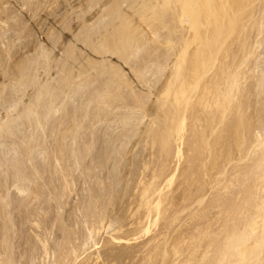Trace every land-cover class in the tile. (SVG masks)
I'll return each mask as SVG.
<instances>
[{
	"label": "bare ground",
	"instance_id": "obj_1",
	"mask_svg": "<svg viewBox=\"0 0 264 264\" xmlns=\"http://www.w3.org/2000/svg\"><path fill=\"white\" fill-rule=\"evenodd\" d=\"M9 3H11L10 0H0V31L2 29L6 30L4 33L7 31L10 33L13 30L17 33V38H15V32V36L12 32L7 39H5L7 33L1 32L5 38L0 33V110L1 108L5 110L3 111L5 114L3 112H1L2 115L0 114V264H19V261L21 264H36L37 260L34 261L33 259L29 263V254L32 258V251L29 253L31 248L36 250V254L38 253L39 256L41 251L45 259L51 256L52 249H54L49 243V238L43 236L50 230L51 223L47 231L42 226V214H38L39 211H37V209L42 210L43 208L39 209L40 207H37L40 206L38 202L41 201L40 198H37L44 191L41 193V191H35L34 188V190L31 189L34 192H31L30 188L33 187L30 186L33 183L29 186V181H37L38 179L49 181L41 183L38 180L39 185L34 181L39 189L49 188L53 183L48 184H50L54 175L50 180H46L49 177L43 178V176L45 177L44 174L51 171L53 174L58 175L60 180L62 179L59 182L64 183H62L64 188L61 186V189H64L63 192L61 193L62 190L56 186L58 179H55L56 182L53 179L56 184L53 185L54 190L59 189L60 191H55L54 194L53 191L50 192L53 188H49V196L46 195L48 197L52 196L54 201L60 195L59 198L63 199V194H66L67 191L71 193L72 189L75 188L73 186H77L80 182L87 185L88 181L93 183L90 178L96 179V185L94 184V186H101L102 188H105L104 185L111 184L110 188L113 183L119 188L122 183L121 193L123 196L121 197L122 201H125L123 200V198H126L124 196H128L124 195L127 194L126 181L128 177L132 178L129 176L130 174L136 172L134 169L133 172L131 171L132 162L135 160H133V153L138 145L142 146V140L146 148L150 149L153 162H143L141 168H137L139 172V169H141V172L137 173L138 178H135L136 175L132 174L135 181L132 180L134 182L133 189L128 192L130 193L129 197L132 199L129 202L125 201L127 206L124 204L127 207L126 210L129 211L127 216H113V214H119H116L117 209L115 206L117 207L116 204H119V202L123 203L121 197L116 199L115 196L113 197L115 199V202L113 201L114 209L112 203L111 206L109 205L112 208L110 209V207H107L108 203L103 205L104 202L101 203L100 208L96 199L100 203L101 197L106 195L105 198L107 199H104L108 200L106 194L108 188H100L95 191L96 187L90 184L91 188L84 184L85 188L80 184L86 189L84 192L89 193L86 192L87 196L93 197H88L94 200L91 205L89 204L91 207L89 205L88 207L96 209V212L90 209L93 212L91 216L96 213V218H91L90 215L87 217L88 213L85 216V212L81 214L84 209L79 208L80 203L83 200L86 202L88 199L85 197L86 193H84V197L83 195L82 197L85 199L80 197L81 200L80 203L77 202V209L79 208L80 217L82 215L81 218L86 219L85 224L82 222L84 224L82 226L85 227L86 223H90V225L87 224L89 227L86 226L88 235L83 234L84 232L81 233L85 228L82 229L83 227H81L82 230L78 228V232L84 235L81 238V240L83 239L82 242L78 244L81 235H77L80 233H77L73 226L81 223V220L75 218L74 220H80L79 223L74 222L75 224L72 223L73 226L70 224L72 227L69 226L67 229L70 228V232L71 228L75 230L76 234L72 233L74 235H70L73 238L76 235V239L70 237V232L66 233L68 230L65 229L66 234L64 233L65 236H62V238H65L63 240L65 242H58L56 244L57 248L54 249H57L56 254L57 251L59 252L58 259L54 257L57 264H75L87 247L98 243V241L95 243L93 239L96 240L97 236H101L102 234L99 233L103 230L108 232V229H113L109 232V234L113 232L110 236L112 238L107 236L110 240L106 239L105 243L107 240L109 244L122 243V241L129 243L128 241H131V239L125 238L123 235L121 237L119 233H123L127 227L132 225L140 227L139 225L147 224V222L151 223L153 220L156 222L161 220L163 229L160 228L162 230H159L161 231L159 233L156 229V235L153 234L154 236L150 237V241L147 240L148 242L142 243V246L138 244V252L144 251V254L137 252L133 255L137 257L138 264H140V259L138 260L140 257H144L141 260L146 264H264V94H260L264 92V75L262 74L263 70L261 71L264 66L261 64L263 60L258 57L261 55V51L264 50L261 48H264V0H16V4L7 6L6 4ZM17 3L20 4L21 8H26L25 12L29 15L28 17H23L21 14L23 9L18 13L20 7L18 8ZM40 16L41 18L46 16L45 19L50 20V17L53 16L52 19H58L61 23L59 31L54 27L53 32H48V42L46 41L45 45L42 44L40 39V35L44 33L41 32L44 24L41 23ZM40 25H42L41 28ZM37 27H39L40 32L37 31ZM253 30L256 31L257 36L256 39L255 36L252 38L255 41L251 45V43L248 44L250 42L248 39L251 38ZM39 33L40 35H38ZM19 41H22V44H18ZM238 43L239 45H236ZM79 45H83L84 48H79ZM24 49L27 51L24 52H29V54L22 53ZM257 52L258 56H256ZM262 54L264 55V52ZM255 56L258 57L257 60L254 59ZM111 58L116 59L118 63ZM250 61L255 62L253 63L254 66L251 65L252 68ZM125 67L129 71H125ZM259 68L261 73L256 75L257 72H260L258 71ZM54 73H56V76ZM243 79L244 81H242ZM248 79H253L255 89L260 92L253 91L256 93L258 103L262 104L259 107L262 106L263 108V110L259 108V115L255 112L257 117L259 116L258 120L250 114L255 108L251 110L253 106L248 103L253 94L251 87L248 86L252 82H249ZM247 81L249 83L245 85L248 87H244L243 82ZM89 84H96V87L93 86L95 88L85 90ZM86 85L87 87L82 90L81 86ZM139 85L143 87L140 88ZM78 87H80L81 92L77 90L80 95L76 96L75 93ZM77 97H79V104L75 105ZM253 97L255 96L253 95ZM253 97L251 101L254 102L256 99L254 100ZM245 102H247V106ZM94 103L97 106L94 105L97 111L93 110L95 109L94 106L93 109L89 108ZM80 104L83 106L82 113L77 108L78 106L81 107ZM109 108H123V110L126 108L130 110H127L128 113L124 110L126 113L123 111L124 115H122V109H115V112H113L114 110L111 111ZM116 110L120 111L121 115L118 112L116 115ZM136 110H139L141 114H138L140 118L136 117L135 119L138 118L140 121L146 119V122L143 120L145 123L142 127L134 125V123L139 124L138 119L136 122L132 119L136 115ZM249 111L251 112L249 113ZM253 116H255L254 111ZM94 118L96 121L93 122ZM128 119L134 121L133 123L128 121L127 125L133 124L129 127V132L124 131V134H122L123 129H121L122 131L119 130L118 134L121 133L122 137L118 138L114 135L112 138H116L113 142L117 141L119 144L120 139L123 140L125 137L123 135L126 132L129 134L132 132L136 136L139 135L138 138L134 134L132 137L131 133L129 136L132 140L129 141L128 139L131 138L126 134L128 138H125V140L127 142L132 143L134 140L132 146L129 142L130 145H128L125 140L124 143H121V145L126 143V146L122 145L125 148L131 146L128 150L126 148L127 151L124 153V158L126 161L128 160L129 167L127 166L128 169H125L124 176L121 175L119 178V176L113 175L114 180L118 177L115 182L108 183L111 177H108V182L105 180V183L100 182L103 181L105 175L101 174L104 176L102 178L97 173L98 171L93 168L95 165L92 167L87 164L88 162L91 163V159L87 158H90V154L92 158L93 149H96H92V141L96 139L98 134V132L96 134V129L99 126L94 128L93 125L97 124L98 121L103 123L111 120L113 122L118 120L117 124H119V122L122 123V121ZM102 123H99V125L102 126ZM98 130L100 129L98 128ZM47 131H53L55 136L52 137L49 135L50 132L47 133ZM53 132L50 134L53 135ZM44 134H47L48 140V136L54 138V140L50 139L51 145H48V140L41 139L42 135L45 137ZM86 134L90 136L88 142L84 140ZM111 134L113 135L112 132ZM134 136L137 138L136 141ZM97 137L101 138L99 134ZM112 138L102 139L108 142ZM97 139L94 143L99 140ZM15 140H18L19 146H17L19 148L16 147L17 142ZM225 141L231 145H228ZM21 143L23 144L22 147H20ZM42 143H46V148L43 147ZM70 143L73 148H68ZM115 143L112 144L114 147L116 146L115 149H122L121 145L119 148L118 144L115 145ZM224 143L226 144L224 145ZM233 143L239 148V154L242 153L240 154L242 160H248L247 157L253 155V153H256L254 156L257 157L252 156V160L249 157V163L246 160H237V162H244L240 166L245 164L242 167L238 166L240 167L237 168L238 170L234 169L237 162L234 163L235 161H233L235 167L232 166L234 170L231 169V171L236 170L237 175L236 172L231 175L235 180L229 178V175V177L226 176L225 179H228L229 183L224 181L223 186H219L217 175H215V179L211 177V180H208L210 182L208 184L211 185V189H209L212 190L217 185L219 186H217L218 189L216 188L217 191L213 189L212 192L208 189V184H205L204 176L201 179V175L207 172L209 176L207 179H210L215 170L220 175L226 174L227 170L224 164L227 162V158L225 160L222 158L226 157L225 153L227 152L229 163L231 159H237L234 157V153H231V147H227L232 146ZM12 144H15L16 148V151L15 148L12 150L14 153L9 149L13 146ZM185 144L187 145L186 151H188L185 158L187 163L185 164L186 161L184 162L183 159L182 164H185V167L188 166L184 167L181 176L182 181L179 182L181 185L178 183L180 185V187L178 186V190L181 191V193L179 192L180 195L176 193L177 186L173 189L177 195L175 196V193L171 191L172 189H166V185L173 182L176 169L170 174H166V169L175 158L178 162L177 165L179 162L181 163V158H184V149H186L183 146ZM41 145L44 148L41 147L44 150H42L43 152L46 149V154L42 153L40 155H44V157L47 155L41 159L48 160L47 164H42L44 161L41 162V159L38 160L37 157H32V155H35L33 154L34 151L37 153V150L40 149L38 147ZM101 145L105 146L104 144ZM113 146H105L106 153L104 154L109 155L111 152L107 151V147L112 148ZM141 148L144 149L145 147ZM67 149H71L69 151L72 153L71 155L68 154ZM148 149L143 151L139 149L138 151L141 150L143 153H140L143 155L146 152L145 150L149 151ZM259 149L262 151L260 154L258 153L260 152ZM98 150V155L105 152V150L101 151L100 148ZM109 150L111 149L109 148ZM17 151L18 155L15 159L16 162H14L12 156ZM42 151H38L36 156H39ZM232 152L234 151L232 150ZM232 154L234 158H231ZM113 155L111 153L112 157ZM136 156H138L137 153ZM144 157L146 156L144 155ZM36 158L38 162L35 160ZM95 158L97 157L93 155L92 159L94 161ZM220 159L224 160L225 163L219 162ZM87 160L89 161L87 162ZM118 160H115L117 165L122 163ZM135 162L134 165L137 166ZM205 162L209 163L211 167H207L204 164ZM100 163H97L96 168ZM220 163L226 171L221 168L223 172H220ZM73 164H78L80 168L82 166V171L74 168ZM10 167H13L16 171L11 170ZM10 170L16 173H10ZM74 170L78 172V177L80 175V178H83L82 176L86 175L89 180L87 181L85 177L86 182H82L79 178L80 181H77L79 183L76 184ZM81 172L83 175L80 174ZM114 172L119 175L118 171L115 170ZM216 172L215 174H218ZM47 174H50V172ZM47 174L46 176H50ZM220 175L218 176L221 177ZM219 179L221 180V178ZM128 181L131 183V179ZM71 186L73 188H70ZM81 186L76 187L77 189L75 188L70 196L67 193L66 198L68 197L69 200L73 193L77 195L80 192L82 193L84 188ZM12 187L15 189L13 191H17V195L12 192ZM68 188L71 190L69 191ZM118 188L116 187V190L120 193ZM78 189L81 190L79 193L76 191ZM112 189H109V191ZM112 191L115 193L114 190ZM31 193L39 195L37 198L35 196V199L40 200L36 201L38 205L30 202ZM45 193L47 192L45 191ZM109 193L111 194V192ZM46 196H43V198ZM206 197H209L208 200ZM176 198L179 199V204L176 203ZM46 199L49 198L46 197ZM42 200L49 202L48 200ZM68 200L67 203L69 204ZM59 202L55 201V204H52L54 206L56 203L58 205L62 204L63 208L64 201L63 203ZM71 202V207L76 205V202L75 204H73V201ZM195 203L204 204V206L194 209L192 207H195ZM84 204L86 203H82V205ZM58 205L55 206V209L59 208L60 205ZM64 205L67 206L65 203ZM88 207L86 206V208ZM208 208L212 211L213 209L216 210L213 211L215 213L212 214V211L206 210ZM49 210L50 208H48ZM71 210L68 208L66 210L68 212L64 211L69 213ZM186 210H190V213ZM64 211L61 212L64 213ZM75 212L70 213L73 215ZM182 212L188 213L191 219L188 214H185L188 217V222L183 224V216L186 218L183 214L181 220H179L183 225L178 227L179 224L176 225V222ZM55 213L53 218L56 217ZM45 214L47 215V212ZM69 214L66 216L69 217ZM210 214L213 216L211 217ZM42 217L44 218V216ZM58 217L62 221L66 218L60 212ZM84 217L94 220L89 222ZM46 218L48 219V217ZM53 218L51 221H53ZM68 219L65 222L73 221ZM128 220L131 226L125 223ZM190 220L193 221L190 223ZM45 222L47 221L45 220ZM59 223H62L63 227L68 225L64 222ZM29 224L32 227L29 230L35 231V235L32 234L34 235L33 238L27 230ZM185 226L191 227H188L187 230L186 228L183 229ZM74 227L77 228V226ZM60 228L58 227L56 230ZM41 229H46L45 233ZM148 229L149 227L146 231ZM133 230L131 232L134 233ZM127 231L124 232L128 233ZM56 232L60 234V232ZM117 233L118 235H116ZM56 237L55 239L58 241L60 236ZM91 241L94 244L89 245ZM102 246L100 247L103 248ZM82 250L84 251L80 252ZM116 250L113 249L114 252ZM126 250L128 251V249ZM98 252L96 256V252L94 253L95 257H91L93 253L92 255L88 253L90 256L84 257L86 258L85 261L82 258L81 261L83 262L80 264H98L101 259ZM41 257L43 256L41 255ZM127 258L130 260V264L136 263L135 259V262H131V258ZM47 261L49 260L45 261L46 264L56 263L53 260H50V263H47ZM113 261L110 263H113ZM39 262L37 263L39 264Z\"/></svg>",
	"mask_w": 264,
	"mask_h": 264
},
{
	"label": "rangeland",
	"instance_id": "obj_2",
	"mask_svg": "<svg viewBox=\"0 0 264 264\" xmlns=\"http://www.w3.org/2000/svg\"><path fill=\"white\" fill-rule=\"evenodd\" d=\"M12 1H15V2H12ZM10 2H11V3L6 4V5L8 6V5H14V3L16 4V0H10ZM21 2H22V1H21ZM17 6H18V8H19V7H20V4L18 5V3H17ZM22 9H23V10H22ZM25 9H26L25 7H24V8H21V7H20L19 10H18V11H19L18 13H20V11L22 10L23 13L21 12V14L23 15V17H26V16L28 17L29 15L26 14L27 12H25ZM14 16H15V14L13 15V17H14ZM50 16H51V15H50ZM13 17H12V18H13ZM45 17H46V16H42V18H43V19H42L41 16H40V20L42 21V22H41V21H40V22H41L42 24H44L43 30H41V32H44V33L41 34V35H40V33L38 34V35H40V39H41V41H42V44H44V45L48 42V41H47V34H48V32H53L54 27H55L57 30H58V29L60 30V28H61V23L58 21V19H52L53 16L50 17L51 20H50V19H45ZM46 18H47V17H46ZM11 20H12V19H11ZM11 20H10V22L13 21V20H12V21H11ZM52 20H53V21H52ZM48 21H49V22H48ZM48 23H50V24H48ZM29 24H31V22H29ZM2 26H3V25H2ZM41 26H42V25H40V28H41ZM52 26H53V27H52ZM51 27H52L53 29H52ZM59 27H60V28H59ZM3 29H4V28H3ZM38 29H39V27H37V31L40 32V30H38ZM51 29H52V30H51ZM50 30H51V31H50ZM59 30H58V31H59ZM5 31H6V30H5ZM5 31L1 29L0 33H1V32L4 33ZM12 32H13V34H14L15 31L12 30V31H10V33H9V31H7V32H6L7 34L4 33V34H6V35H5L6 38L4 37V35H2V33H1V35H2L5 39H7V37H9L8 35H9V34L11 35ZM254 32H255V33H254ZM15 34H16V37H15V38H17V33L15 32ZM15 34H14V36H15ZM252 35H253V36H252ZM252 35H251V38L248 39V41H250V42L248 43V41H247V43H248V44L251 43V45H252V44L254 43V41H255V40H253L252 38H254V36H255V39H256V36H257L255 30L252 31ZM19 40H20V39H19ZM22 40H24V39H22ZM26 40H27V39H26ZM251 40H252V41H251ZM17 41H18V40H17ZM24 41H25V40H24ZM46 41H47V42H46ZM19 42H20V43H19ZM19 42H18V44H22V41H19ZM252 42H253V43H252ZM16 43H17V42H16ZM236 45H239V43L236 44ZM19 47H20V46H19ZM20 48H21V47H20ZM79 48L82 49V48H84V47H83V45H79ZM238 48H239V46H238L236 49L238 50ZM261 48H262V50L264 49L263 47H261ZM24 51L27 52L26 49H24V50L22 51V53H24V54H29V52H28V53H25ZM258 51H259V50H258ZM259 52H260V51H259ZM262 52H264V50L261 51V55L259 54L260 56L257 55V54H258V52H257V53H256V56H258L259 59L261 58V59L263 60V61L261 60V61H262L261 64H262V66H264V59H263V58H264V55L262 54ZM256 56H255V58H254V57H253V58L257 60L258 57L256 58ZM111 59H112L114 62L117 61V60L114 59V58H111ZM259 59H258V60H259ZM251 60H253V59H251ZM256 60H255V62H257ZM253 61H254V60H253ZM253 61H250V62H251L250 66H251L253 63H255V62H253ZM259 61H260V60H259ZM259 61H258V62H259ZM248 62H249V61H248ZM116 63H118V62H116ZM252 66H254V64H253ZM252 66H251V68H252ZM260 66H261V65H260ZM262 66H261V67H262ZM246 68H247V67H246ZM257 69H258V68H257ZM247 70H248V69H247ZM262 70H263V73H262V74L264 75V68H263V67L261 68V71H262ZM125 71H129V69H128L127 67H125ZM258 71H260V68H259ZM261 71H260V72H257L256 75H257L258 73H259V75H260ZM249 73H250V72H249ZM250 74H251V73H250ZM262 74H261V75H262ZM54 75L56 76V73H54ZM247 76H248V75H247ZM252 80H253V79H252ZM252 80H249V79H248L249 82H252ZM242 81H244V79H243ZM245 81H246V79H245ZM248 81H247V82H243L244 87H245V86H246V87L249 86V87H251L250 89H251L252 92L255 91L256 93H260L257 89H255V87H254V85H253L254 83L252 82L251 85H248V83H249ZM95 83H96V82H95ZM245 84H247L248 86L245 85ZM87 85H88V84H87ZM87 85H86V86H81V89L84 90V89L87 87ZM90 85H91V84H89V86H90ZM95 85H96V84H95ZM95 85H91L92 87H91V86H90V87L88 86L85 90L95 88V87H96ZM93 86H95V87H93ZM84 87H85V88H84ZM139 87L142 88L143 86H142V85H139ZM252 87H253V88H252ZM83 88H84V89H83ZM81 89H80V87H78V88L76 89V93H75L76 96H79V95H80V93H79L77 90H80V92H81ZM152 89H153V88H152ZM250 89H249V90H250ZM252 89H254V90H252ZM145 92H146V89H145ZM145 92H144V93H145ZM252 92H251V93H252ZM77 93H79V94L77 95ZM256 93L253 92V94L251 95V98H252L253 95H254L255 97H253V99H254V100L256 99V100L253 102V101H251L252 99L249 98V100H250L251 102L248 100V101H249L248 103H249L251 106H253V107H251V110H253V109L255 108V109L253 110L255 116H253V111H252V112L249 111V113L251 112L250 114H252V117H254V119L258 120V119H257V118L259 117V116L257 117V115H259V111H258V110H259V108H260L261 110H263V108H262V106L259 107V105H262V104H259V103H258L257 98H256V95H255ZM147 94H148V93H147ZM260 94H264V92H263V93H260ZM75 95H74V97H75ZM63 98H64V97H63ZM75 99H76V98H75ZM150 99H151V98H150ZM78 100H79V97H77V100H76V102H75V103H76L75 105H78V104H79ZM256 102H257V103H256ZM77 103H78V104H77ZM95 103H96V102H95ZM95 103H94L93 105H91V107H89V108H90V109H93L92 107H93L94 105L96 106ZM254 104H255V105H254ZM80 105H81V104H80ZM245 105L247 106V102H245ZM95 106H94L95 109H93V110L97 111V109H96L97 106H96V107H95ZM257 106H258V107H257ZM81 107H82V109H80ZM81 107H80V106L77 107L78 110L80 111V113L83 112V111H81V110H83V106L81 105ZM257 108H258V109H257ZM3 109H4V108H3ZM109 109H111V111L114 110L113 112H115V109H120V110L122 109V110H121L122 115H124V114H123V113L125 112L124 110H126L127 113H128V111L130 110V109L128 110V109H126V108H125L124 110H123V108H109ZM93 110H90V111L94 112ZM127 110H128V111H127ZM3 111H5V110H2V108H1V110H0V114H1V115H2L1 112H3ZM109 111H110V110H109ZM123 111H124V112H123ZM117 112L119 113L120 111L116 110V113H115L116 115H117ZM126 112H125V113H126ZM130 112H131V111H130ZM255 112H257L258 114L256 115ZM260 112H261V111H260ZM3 114H5V112H3ZM119 114H120V113H119ZM138 114H141V112H140L139 110H136V115H135V117L132 118V119L135 120V122H136V120L138 119V118H137V119H135V118L140 116V115H138ZM120 115H121V114H120ZM260 115H261V113H260ZM118 117H119V115H118ZM255 117H256V118H255ZM112 118H113V117H112ZM112 118H110V119H112ZM139 118H140V117H139ZM94 119H95V118H94ZM94 119H93V122L96 121V119H95V120H94ZM254 119H253V122H254ZM118 120H119V119H118ZM118 120H116L115 122H113V120L108 121V122H107V121H106V122L104 121L103 123H102V122H99V121L97 120V121H98V122H97L98 125H97V124L93 125V123L91 122V124L94 126V128H97V127L99 126L98 128H99L100 130L102 129V131L98 130V128H97V129H96V134H97V132H98L99 137H101V138H98V137H97L98 134H97L96 139L98 138L99 140H98V139H97V140H98L99 142L97 141L98 143H97V142L94 143V142L96 141V139H93V141H92V149H93V148H96V149H93V151H94L93 155H94V157H97V158H95L96 163H94L95 161H94V159H92V158H93V155H92V158H91V154H90V156H89L90 158H87V159H91L90 162H91L92 164L88 162L89 160H87V162H88L87 164H88V165H91L92 167L95 165V167H93V168H95L96 170H95V169H93V170L98 171L97 173H99L100 175L102 174V175H105V177L107 176V177L105 178L104 176L101 175L102 178H103V177L105 178V179L103 178V181H100V182H103V183H105V181L108 182L109 179H110V180H109L108 183L115 182V180H116L118 177H116L115 180L113 179V177H114V176H119V178H120L121 175L124 176V174L126 173L125 169L127 168V166L129 167V162H127L128 160H127V161L125 160V158H124V153H125V152H126L131 146H132V144H133V142H134V140L132 141V143L129 142L130 140H132V138L129 136L132 132L130 131V132H131L130 134L127 133V132H129V129H130L129 127L133 125L132 123H133L134 121L131 120V119H128V120H124V122L122 121V123L119 122V124H117V123H118ZM120 120H121V119H120ZM120 120H119V121H120ZM122 120H123V119H122ZM138 120H139V119H138ZM143 120H145V122H146V119H143ZM143 120H141L142 123H141V121L139 120V121H140V122L138 121L139 124H137V123L135 124V123H134V125H138L139 127H142V126L144 125V123H145V122H143ZM256 120H255V121H256ZM128 121H129V122H132V123H131L132 125H131V124L127 125V124L129 123ZM99 123H102V124H101L102 126H100ZM140 123H141V124H140ZM257 123H258V121H257ZM88 124H89V122H88ZM120 124H121V125H120ZM122 124H123V125H122ZM124 125H125V127H124ZM257 125H258V124H257ZM95 126H97V127H95ZM103 126H104V127H103ZM126 126H127V127H126ZM127 128H128V129H127ZM121 129H123V131H122ZM119 130L122 131V132H121L122 134H124V133H123L124 131H127V132L125 133V135H123V137L125 136V137L123 138V140H121L122 138L120 139L121 142L118 140V141L120 142V143L118 144L117 141H114V142H113V140H115L116 138H114V137L112 138V136L115 135V137L117 136L118 138L122 137L121 133L118 134V132H120ZM104 131H105V135H104ZM49 132L52 133L53 131H47V133H49ZM100 132H101V133H100ZM111 132L113 133V135L111 134ZM50 133H49V135H51L52 137L55 136V133H54V132H53V133H54L53 135L50 134ZM139 133H140V131H139ZM139 133H137V134H139ZM27 134H28V132H27ZM87 134H88V133H87ZM87 134L84 135V140L88 142V141L90 140V136L87 135ZM108 134H109V135H108ZM126 134H128V137L131 138V139H128V140H129L128 142L131 144L130 147L128 146V145H130V144L127 142V140H125V138H128ZM133 134H134V133L131 134L132 137H133ZM44 135H45V134H44ZM134 135H135V134H134ZM224 135H225V134H224ZM51 136H48V137H49V140H48V138H47V134L45 135V137L42 135V136H41V139H43V140H45V139L48 140V141H47V142H48V145H49V144L51 145V140H52V139L54 140V138H52ZM110 136H111V137H110ZM135 136H136V135H135ZM135 136H134V137H135ZM138 136H139V135H138ZM138 136H136V137L138 138ZM109 137H110V138H109ZM136 137L134 138L135 141H136V139H137ZM51 138H52V139H51ZM102 138L105 139V140H106V139L108 140V139H111V138H112V140L108 141V142H110L111 144L108 143V142H106L105 140L103 141ZM50 139H51V140H50ZM81 139L83 140L82 137H81ZM18 140H19V139H18ZM18 140H17V141H18ZM124 140H125V141L127 142V144H128V145H127L128 147H126L127 150H126V148H125V146H126L125 144H126V143H125V144H122V145H125V146H122V145H121L122 142L124 143ZM15 141H16V140H15ZM17 141H16V142H17ZM101 141H102L103 143H102ZM111 141H112L113 143H112ZM186 141H187V139H186ZM9 142H11V141H9ZM115 142H116V143H115ZM143 142H144V141L142 140V143H143ZM225 142H226V141H225ZM7 143H8V142H7ZM52 143H53V141H52ZM114 143H115V145L118 144L119 148H120V145H121V146H122V149H115L116 146L114 147V146L112 145V144H114ZM140 143H141V142H140ZM142 143H141L142 146L138 145V146L135 148L134 153H133V160H134V159H135V160L132 162V166H131V169H132V170H131V171L133 172V169H134V171H136V172H133V173L131 172V173L134 174V175H136L135 178H138V174L141 172V169H139V170H140V172H139L137 168H141V165L143 164V162H150V161L153 162V156H151V151H150V149L146 148L145 144L143 143V144H144V145H143ZM226 143H227V142H226ZM226 143H224V145H225ZM8 144H10V143H8ZM8 144H7V145H8ZM101 144H104L105 146H109V145L113 146V147H112L113 149H112L111 147H107V151H110V152L112 153V155L114 154L113 157L111 156V153H110V152H109V153H110L109 155H110L111 157H107V156H109V155H108V154H104V153H106V149H104L105 146H103V145H101ZM227 144H228V145H231L230 143H227ZM10 145H11V144H10ZM10 145H8V146H10ZM12 145H13V146H11L12 148H11V147L9 148L10 151H12V150L15 148V146H14L15 144H12ZM17 145H18V142H17V144H16V147L19 146V145H18V146H17ZM22 145H23V144L21 143V146H20V147H22ZM42 145H44V146H43L44 148H46V146H47L46 143H45V144L42 143ZM42 145H41L40 147H38V148H40V149L37 150V153H38V151H40V150L42 151V150L44 149V148L42 147ZM45 145H46V146H45ZM69 145H70V146H69ZM69 145H68V148H73V146H72L71 143H70ZM97 145H98L99 147H98ZM93 146H94V147H93ZM96 146H97V147H96ZM143 146L145 147L144 149H148L149 151L145 150L146 152L142 155V153H143L142 151H143L144 149L141 148V147H143ZM183 146H185L186 149H184ZM183 146H182V148L185 150V152H184V158H183V157L181 158V163L179 162V164L177 165L178 162L176 161L177 159L175 158V159H173L172 162H170L169 165L167 166V169H168V170L166 169V174H170L173 170L176 169V170H175V171H176V176L174 177L173 182H172L171 184H169V185L167 184V185H166V189H167V188H168L167 190H171V189H172L171 191H173V189L176 188L175 186H177V191H176V193L179 194V195H180V193H181V191H179L180 189L178 190V186L180 187V185H181L179 182L182 181V177H181V176H182V174H183V172H184L183 170L188 166V165H186V167H185V164L187 163V161H186L187 159L185 160V158L187 157V156H186V155H187V152H188V151H186V150H187V145L185 144V145H183ZM226 146H227V145H226ZM233 146L236 147V149H234ZM41 147H42L43 149H42ZM102 147H103V148H102ZM123 147H124V148H123ZM227 147H231V148H230V149H231V153H234V155H235L234 157L237 158V159H231L230 163H233V161H235L234 163H236L237 160H239V161H244V160H246V162H247V161L250 160V159L252 160V158H251L252 156H253V157H257V156H254V155H256V153H255V154L253 153V155L247 157L248 160H247V159L242 160V159H243V158L241 157L242 155L240 156V154H242V153L239 154V148H237V146H235L234 143L232 144V146H227ZM232 147H233V148H232ZM18 148H19V147H18ZM18 148H17V149H18ZM98 148H100L101 151H104V150H105V152H101V153H103L104 155H103V154L101 155V153H99V155H98V152H99ZM109 148H110L111 150H109ZM117 148H118V147H117ZM218 148H220V146H218ZM123 149H125V150H123ZM139 149H141L142 151H141V150L138 151ZM67 150H68V149H67ZM113 150H114V151H113ZM116 150H118V151L120 150L119 152H121V153L119 154L118 151H116ZM232 150H233L234 152H232ZM237 150H238V151H237ZM257 150H258V149H257ZM257 150H256V151H257ZM15 151H16V148H15ZM43 151H44V150H43ZM43 151H42L41 153H39V156H36L37 153L34 151L33 154H35V155H32V157H34V158L37 157L38 160H40L41 158H45L47 155H45V157H44V155H43V156L40 155V154H42V153H43V154H44V153L46 154V149H45V152H43ZM69 151H71V149L68 150V154L71 155L72 153L69 152ZM259 151H260V149H259ZM12 152H13V151H12ZM91 152H92V150H91ZM96 152H97V154H96ZM135 152L137 153L138 156H136V153H135ZM138 152H139V153H138ZM140 152H142V153H140ZM261 152H262V151H260V152H258V153L260 154ZM10 153H11V152H10ZM13 153H14V152H13ZM13 153H11V154H13ZM16 153H17V154H16ZM107 153H108V152H107ZM146 153H147V155H146ZM258 153H257V155H258ZM15 154H16V155H15ZM15 154H14L15 157L11 155V156L14 158V159H13L14 162H16L15 159H16V156L18 155V151L15 152ZM134 154H135V155H134ZM95 155H96V156H95ZM97 155L100 156V157L98 158ZM144 155H145L146 157H144ZM102 156H103V157H102ZM122 156H123V159L121 160V157H122ZM225 156H226V157H225V158H222V159L225 160V159L227 158V159H226L227 162L225 163L224 160H221V159L219 160V162H221V163L223 162V164H224V163L226 164V165L224 164V166H226L225 168H226L227 171L223 168V165H222L221 163H220V164H221L222 166H221V165H220L221 167L219 166V168H220L219 170H220V172H223V169H224V170L226 171V174H224V173H225V172H224V173H223L224 175H220V174H219L218 172H216V170H215L214 173L212 174V176H210V179H207V177H209V176L207 175V172H205L203 175H201V179H202V176H204V177H203V180H205V184L210 183L209 181L211 180V177L215 179V177H216L215 175H217L219 186H223V182H224V181L229 183L228 179H225L226 176H227V177L230 176L229 178H232V179L234 178L233 176L231 177V175L233 174V172L235 173L236 170L232 172V171H231L232 166L235 167V165H237V166L234 168V169H237V168L242 167V165H245V164H242V165L240 166V164H241V163H244V162H239V161H238L239 164H238V162H237V164H235V165H234V163H233V164H230V163L228 162V161H229V160H228L229 157H227V152L225 153ZM106 157H107L108 159H112V158H113L114 160H112V161L109 160V161H108V159H107V161H106ZM135 157H136V158H135ZM142 157H143L144 159H146V158H147V159L144 160ZM234 157H233V154H232L231 158H234ZM249 157H250V159H249ZM37 158L35 159L36 161H37ZM119 158H120L121 161L118 160ZM238 158H239V159H238ZM98 159H99V160H98ZM183 159H184V160H183ZM253 159H254V158H253ZM35 160H34V161H35ZM103 160H104V161H103ZM115 160H118V162H120V163L122 162L123 164H122V163H121V164L118 163V165H117V163H116ZM182 160H183L184 162L186 161L185 164H182V163H183ZM254 160H255V159H254ZM43 161H44V163H42V164H47V161H48V160H46V159H41V162H43ZM97 161H98V162H97ZM124 161H125L126 163H125ZM135 161H136V162H135ZM138 161H140V162H138ZM37 162H38V161H37ZM41 162H40V163H41ZM99 162H101L102 165H101V163H100V165H98L97 168H96V165H97V163H99ZM109 162H110V163H109ZM112 162H114V163L112 164ZM134 162H135V164H137L138 167H137L136 165H134ZM246 162H245V163H246ZM251 162H252V161H251ZM251 162H250V163H251ZM127 163H128V165H127ZM139 163H140V164H139ZM248 163H249V161H248ZM180 164H182V165H180ZM204 164L207 165V167H211V166H209V163H207V162H205ZM73 165H74V164H73ZM73 165H72V167H73ZM114 165H116V167H118V168L114 167ZM133 165H134V166H133ZM139 165H140V166H139ZM183 165H184V166H183ZM227 165H228V166H227ZM229 165H230V166H229ZM11 166H12V165H11ZM103 166H104V167H103ZM135 166H136V167H135ZM179 166H180V167H179ZM238 166H240V167H238ZM78 167H79V168H78ZM98 167H103V168H100V169H99ZM108 167H109V169H107ZM133 167H134V168H133ZM178 167H179V168H178ZM184 167H185V168H184ZM205 167H206V166H205ZM227 167H228V168H227ZM14 168H15V166H14ZM74 168H77V170L79 169L78 171H80V170L82 171V169H81L82 166H81V168H80V166H79L78 164H75V165H74ZM104 168H105V169H104ZM110 168H111V169H110ZM114 168H115L116 171H118V174H119V175L116 174L117 172H114V171H115ZM119 168H121V169H119ZM135 168H136V169H135ZM182 168H183V169H182ZM221 168H223V169H221ZM10 169H11V170H15L16 168L13 169V167H10ZM52 169H53V168H52ZM52 169H51V170H52ZM97 169L102 170V171H100V172H103V173H100L99 170H97ZM112 169H113V170H112ZM117 169H118V170H117ZM123 169H124V170H123ZM127 169H128V168H127ZM234 169H232V170H234ZM11 170H10V171H11ZM121 170H122V171H121ZM219 170H218V171H219ZM237 170H238V169H237ZM15 171H16V170H15ZM15 171H14V173H16ZM75 171H76V170H74L73 172H75ZM95 171H94V172H95ZM106 171H107V172H106ZM123 171H124V173H123ZM49 172H50V174H47V173H49ZM49 172H47L46 174H47V175H50L51 177H50V176H46V174H44L45 177L43 176V178H48V177H49V178L46 179V180H50V179L52 178V176L54 175L55 178H54V176H53V179H54V180H55V179H56V180L58 179V180H57V182H56V180H55V182H56V184H57V185H56L55 182H53L54 180L51 179L52 181H50V184H48V185H51L52 183H53V184H52V186H50V187L48 186V187H49L50 189H52V188H53V185L55 184L58 188L61 189V188H62L61 186H63V184H64L63 182H62L63 184L60 183V182L62 181V179L60 180L59 176L56 175L55 173L53 174L51 171H49ZM53 172H54V171H53ZM109 172H111L110 175H108ZM112 172H114V173L112 174ZM120 172H121L122 174H121ZM138 172H139V173H138ZM215 172L218 173V174H215ZM228 172H229V173H228ZM10 173H13V172L11 171ZM14 173H13V174H14ZM75 173H76V174H75L74 177H75V181H76V182H77V181H80V179H81V181L83 182V181H85V179L87 178L86 175H83V174H82V172H81L80 174L83 175V176H82L83 178H80V175H79V177L77 176V173H78V172H75ZM137 173H138V174H137ZM230 173H231V174H230ZM86 174H87V173H86ZM115 174H116V175H115ZM129 174H130V173H129ZM132 174L129 175V176L132 177V178H129V177H128V180L131 179V183H129L128 180L126 181V183H127L126 185L129 187V188H128V187L126 186V188H127V190H126V191H127V194H124V195H128V196H124V197L129 198V199L123 198V200H125L126 202H127V201L129 202V200L132 199V198L129 197V194H130V193H128L129 191H131V190L133 189V187H132V186L134 185V184H133V183H134L133 181H135V178H134V176H132ZM235 174L237 175V172H236ZM73 175H74V173H73ZM113 175H114V176H113ZM213 175H214V177H213ZM218 175H220L221 177H219ZM228 175H229V176H228ZM233 175H234V174H233ZM76 176H77L78 179H79V178H80V179H79V180H76V179H77ZM87 176H89V175H87ZM56 177H58V178H56ZM85 177H86V178H85ZM108 177H111V178L108 179ZM223 177H224V179H223ZM84 178H85V179H84ZM88 178H89V177H88ZM88 178L86 179L87 181L89 180ZM102 178H101V179H102ZM114 178H115V177H114ZM169 178H170V177H169ZM169 178H168V179H169ZM219 178H221L222 182H221V180H220ZM82 179H83V180H82ZM91 179H92L93 183H91V181H88V185H87L86 183H81V182H80V184L83 185V186H84V184H85V185L88 186L89 188H91V187L89 186V184H90L91 186H93V187H96V186H94V184L96 183V182H95L96 179L93 180V178H90V180H91ZM101 179H99V180H101ZM112 179H113V180H112ZM133 179H134V180H133ZM168 179H167V180H168ZM38 180H39V179H38ZM38 180H37V181H36V180H31V181H29V183H30V184H28L29 186L32 185L31 183H33V185L30 186V187H33V188H30V187H29V188H30V191H31V192H34V191H32V190H34V188H35V191H38V192L41 191V193H42V191H44V192L42 193V194H44V195L41 194V196H42V197H41V196H39V195H36V194L33 195V193H31V194H30L31 196H30L29 199H30V202H31L32 204L35 205V203L37 204V202L40 201V200H37V199L40 198L41 201H42L44 204H43L41 201H40L41 203L38 202V204H40V206H37L38 204H37L36 206H37L38 208L40 207L39 209H41V207L44 208L46 205H49V206H46L44 209L42 208L43 211H42V210H38L37 207H35V208L37 209V211H39L38 214L40 213V215L42 214V216H44V218L41 216V219H42V221H43L42 226H44V228H46L47 231H48V229H49L48 227H50V223H51V228H50L51 231L49 230L50 232L48 231L47 234H43V236H44V237L47 236V238H49V241H50L49 243H50L51 247H53V248L55 249V248H57L56 244H57L58 242H59V243L65 242V241H63V240H65V238H62V236H65L66 233H69V232H70V228H69V230L67 229V227H69L70 224H72V223L75 224V223H77V222L79 223L80 220H81V223H82V222L84 223V221L86 220V219L84 220V219L81 218L82 215H81V217H80V212H78L79 208H83V209H84V210L82 209L83 211H81V209H80L81 214L85 212V213H84L85 216H86V214L88 213V216H87V217H89V215H90L91 218H92V217H93V218H94V217L96 218V213H94V215L91 216V215L93 214V212H96V211H95L96 209H94V208L91 209V208H90V207H91L90 205H91V203H93L94 200H91L90 198H88V197H92V196H90V195L87 196V193H88L87 191H86L87 193L84 192V191L86 190V189H85L86 186H84V187H85V188H84L83 186H81L80 184H78L79 182H77L76 184H78V185H77V186H73V187H75V188H76V187H79V186L83 187V188H84V189H83V192H82L83 194H82L81 192L79 193V191H81V190L78 189V190H76V191H77V193H79V194L77 195L76 193H73L72 196L70 197L71 200H70V199L68 200V197L66 198V196H68V195L70 196V194L72 193V191L75 190V188L72 189L71 193H68V191H67L68 195H66L67 193H66V194L64 193L65 196H64V194H63V199H65V200L67 199V200L69 201V204L67 203V200H66V202H65V200L59 198V197H61V195H60V196L57 197V200H55V201L58 203L60 200H63L64 203L67 204V206L64 205L63 201H60L61 203H63V208H62V206H61L62 204H59V205H60V206H59V205L56 203V205H58L59 208L57 207V209H55V206H56V205L54 206V204H55L54 198H52V196H50V197L53 199V200H52L50 197H48V196H49V195H48V193H49V188H42V189H39L38 187H36V186L39 185ZM41 180H42L43 182H42ZM41 180H39L41 183H44V182L47 183V182H49V181H45V180H43V179H41ZM104 180H105V181H104ZM132 180H133V181H132ZM208 180H209V181H208ZM226 180H227V181H226ZM229 180H230V179H229ZM233 180H235V179H233ZM34 181H35L38 185H37ZM59 181H60V182H59ZM111 181H112V182H111ZM201 181H202V180H201ZM207 181H208V182H207ZM51 182H52V183H51ZM58 182H59V183H58ZM85 182H86V181H85ZM100 182H98V183H100ZM34 183H35L36 185H35ZM41 183H40V184H41ZM128 183H129L130 185H129ZM165 183H166V182H165ZM178 183H179L180 185H178ZM211 183H212V181H211ZM221 183H222V184H221ZM228 183H226V184H228ZM60 184H61V185H60ZM76 184H75V185H76ZM100 184H101V183H100ZM176 184H177V185H176ZM224 184H225V183H224ZM58 185H60V186H58ZM95 185H96V184H95ZM98 185H99V184H98ZM103 185H104V184H103ZM103 185H102V186H103ZM110 185H111V184H110ZM110 185H104L103 187H105V188H102L101 186H99V187L97 186V187L95 188V191H96V190H99L100 188H101V189H106V188H108V189L106 190L108 193H106V191H105V193L107 194L108 200H105V199H107V198H105V197H106L105 194H104V195H105L104 197H101L102 202H101V200H100V203H99V200H98V199H96L95 197H94V198L98 201V205H99V206L102 205L101 203L104 202L103 205H105V203H106V204L108 203V204H107V205H108L107 207H110V206H111L110 204L112 203V207H113V209H114L113 204H114V202H115V199H116V198H120L121 196H123V194L121 193V192H122V191H121L122 183H121V185H119V188H118V186H115L114 183H113V186H115V187L112 186V187L109 188ZM107 186H108V187H107ZM130 186H131V187H130ZM206 186H207V185H206ZM210 186H211V185L208 184V186H207L208 189H209V188L211 189ZM217 186H218V185H217ZM217 186H216V188H217ZM219 186H218V187H219ZM73 187L71 186L70 188H73ZM81 187H80V188H81ZM88 187H87V188H88ZM93 187H92V189H94ZM116 187L120 190V193H118V191L116 190ZM36 188H37V190H36ZM63 188H64V186H63ZM70 188H68L69 191L71 190ZM112 188H113V189H112ZM216 188L214 187L213 189L217 191L218 188H217V189H216ZM236 188H237V187H236ZM31 189H32V190H31ZM38 189H39V190H38ZM43 189H44V190H43ZM47 189H48V190H47ZM76 189H77V188H76ZM81 189H82V188H81ZM109 189L114 190L115 193H116V191H117L116 194H117L118 197L115 195V193H113L112 190L109 191ZM130 189H131V190H130ZM210 189H209V190H210ZM213 189L210 190V191L213 192V191H214ZM13 190H15L14 187H12V192H14V194L17 195V191L15 192V191H13ZM61 190H62V191H60L59 189H58V190H57V189L54 190V188H53L52 190H50V192L53 191L54 194H55L57 191H60V192L62 193L64 189H61ZM45 191H46L47 193H45ZM55 191H56V192H55ZM88 191H89V189H88ZM165 191H166V190H165ZM89 192H90V194H91V191H89ZM109 192H111V194H110ZM173 192L175 193V190H174ZM179 192H180V193H179ZM212 192H209V193H212ZM61 193H60V194H61ZM84 193H86V194H85V195H86L85 197H87L88 199H90L92 202H91L90 200H88L87 198H86V199H87L86 202L83 200V199H85V198H83V197H84ZM125 193H126V192H125ZM176 193H175V196H177ZM88 194H89V193H88ZM109 194H110V196H108ZM113 194H114V195H113ZM121 194H122V195H121ZM46 195H48V196H46ZM82 195H83V197H82ZM33 196H34V197H33ZM35 196H36V198H37L38 196H39V197H38L37 199H35ZM43 196H46L47 198H49L50 200H49V199H46V200H48L49 202H47V201L45 200L46 197L43 198ZM78 196H79V197H78ZM114 196H115V197H114ZM209 196H210V194H209ZM14 197H15V196H14ZM80 197L83 198V199H82V200H83L82 203H86V204H87V205L84 204V205H85V208H84V205H82V203H80V200H81ZM111 197H112V198H111ZM113 197H114L115 199H114ZM31 198H34V199L32 200ZM78 198H79V199H78ZM92 198H93V197H92ZM98 198L100 199V197H98ZM104 198H105V199H104ZM208 198H209V197H206L207 200H208ZM42 199H44L46 202H44ZM31 200H32V201H31ZM51 200H52V202H50ZM77 200H78V201H77ZM103 200H105V201H107V202H105V201H103ZM109 200H110V201H109ZM111 200H112V202H111ZM178 200H179V199H178ZM178 200H177V198H176V203L178 202V204H179V201H178ZM207 200H205V201H207ZM36 201H37V202H36ZM71 201H73V204H75V202H76V205H73V207H74V206L76 207V208L74 207L75 209H74L73 207H71V206H72V205L70 204ZM113 201H114V202H113ZM121 201H122V197H121ZM125 201H122V202H123L122 204H121V202H119L120 205H119V204H116V205H118L117 207L115 206V208L117 209V213H116V214H118V213H119V214H118V215L113 214V216H115V217H117V216H125V215L127 216V214H128L129 211L126 210V208H127V207H126V206H127V203H125ZM33 202H34V203H33ZM60 202H59V203H60ZM77 202L80 203V204L82 205V206H81V205L79 206V204H78V206H79L78 209H77ZM48 203H50V204L54 203V204H52L54 207H53L52 205L50 206V204H48ZM71 203H72V202H71ZM180 203H182V202H180ZM204 203H205V202H204ZM32 204H30V205H32ZM42 204H43V205H42ZM45 204H46V205H45ZM89 204H90V205H89ZM124 204H125L126 206H125ZM68 205H69V206H68ZM88 205H89L90 207H88ZM109 205H110V206H109ZM123 205H124V207H123ZM193 205H194V204H193ZM196 205H198L197 208H196ZM32 206H33V205H32ZM64 206H65V207H64ZM86 206H87L88 208H86ZM199 206H200V207H199ZM203 206H204V204H203V205H202V204L199 205V204H196V203H195V207H192V208H194V209H198V208H202ZM207 206H208V204H207ZM51 207H52V208H51ZM122 207H123V209H122ZM30 208H31V207H30ZM48 208H50L49 211H48ZM61 208H62V209H61ZM68 208H70V210L72 209L71 211H69V213H70V212H73V211L75 212V210H77V211H76L75 214H73V215H71L72 213H70V214H69V213H65V211H66ZM100 208H101V206H100ZM118 208H121V209H118ZM32 209H34V208L32 207ZM46 209H47V210H46ZM73 209H74V210H73ZM85 209H86V211H87V210H88V211L86 212ZM90 209H91L92 211H93V210H94V211L92 212ZM110 209H112V208L110 207ZM58 210H59V211H58ZM64 210H65V211H64ZM118 210H121V211H122V212L120 211L121 214H120V212H119ZM206 210H209V208L206 209ZM40 211L43 212V213H41ZM45 211L47 212V215L45 214V213H46ZM53 211H54V212H53ZM61 211H64V213L61 212ZM89 211H91V213H89ZM192 211H193V210H192ZM209 211H212V210H209ZM209 211H208V212H209ZM213 211H216V210L213 209ZM213 211L211 212L212 214L215 213V212H213ZM44 212H45V213H44ZM50 212H51V213H50ZM55 212H57V213H55ZM59 212H60V214H63V215H64V218L66 217L63 221H62V219H61L60 217H58V213H59ZM66 212H68V211H66ZM186 212H189V213H190V210H189V211L186 210ZM186 212H182V213H180L181 215H180L179 218H178V221H177L178 223L176 222V225L179 224L178 227H180V226H182L184 223H187V222H188V217H189L190 215H189L188 213H186ZM54 213H55L56 217L53 218ZM78 213H79V214H78ZM122 213H123V214H122ZM124 213H125V214H124ZM209 213H210V212H209ZM44 214L46 215V217H48V219L45 217ZM50 214H51V215H50ZM67 214H69V217L66 216ZM76 214H77V216H76ZM183 214H184V215H185V214H186V215L188 214V217L185 215L186 218H184V216H183V218H182V215H183ZM212 214H210L211 217L213 216ZM70 215H71V216H70ZM74 215H75V216H74ZM78 215H79L80 218L78 217ZM83 216H84V215H83ZM49 217H50V218H49ZM67 217H68V218L71 217V218L68 219ZM87 217H84V218H87ZM52 218H53V221H51ZM75 218H78V219H80V220H79V221H77L78 219L74 220ZM91 218H90V219L87 218V221L89 220V222H93L94 219L92 220ZM181 218H182V223H183V224L181 223V221L179 222V220H181ZM189 218H190V217H189ZM66 219H68V220H73V221L65 222ZM186 219H187V221H186ZM190 219H191V218H190ZM45 220L48 222V224H46L47 222L44 223ZM49 220H50V221H49ZM82 220H83V221H82ZM152 220H153V219H152ZM183 220L186 221V222H184ZM159 221H160V222H159ZM192 221H193V220H190V223H191ZM59 222H64V224L67 223L68 225L66 224L67 226L65 227V225L63 224V225H64V227H63V226L61 225L62 223H59ZM69 222H71V223H69ZM74 222H75V223H74ZM161 222H162L161 220H158V222H156L155 220H153L151 223H150V222H147V224H143L144 226H143V225H139L140 227H138V225H136V226L132 225V226H131V224H129L130 221H129V220L126 221L125 223H128V226H131V227H127V225L125 224V226H126L127 228L124 227V228H126V230H124V231H127V230H129V231H127L128 233H126V232L123 231V233H119V236L122 237V235H123V237L125 236V238H129V239H131V241H128L129 243H126L127 241H122V243L118 241L119 243L115 242L116 244H115V243H114V244H109V243H108V242H109L108 240H110L109 238H112V237H110V236H112V234H113V232H111L112 234H111V233L109 234V232H110V230H113V229H111V228L108 229V230H109L108 232H107V230H106V231L103 230V231H101V232L99 233V234H102L101 236H97V235H99V234H97V235H96V236H97V237H96V240L93 239L95 243H97L96 241H98V243L95 245L94 243H92V241H93V240H92V241L89 243V245L94 244V246H89V247H87L85 252H83L84 250L80 251V252H83V253H81V256L79 257L78 261H77L75 264H78V263L80 264L81 262H83V261H81V260H83L82 258L86 257L87 255L90 256V254L92 255V253H93V256H91V257H95V256L97 255V251H99L98 253H99L100 258H101V259L99 260V263H98V264H102V263H104V264H108V263H109V264H125V263L130 264V260H128L127 257H129V259L131 258V260H132L131 262H135V261H136V263H131V264H138V261L136 260L137 257H136V256H135V257L133 256V255H135V253H137L138 250H139V245H138V244H140V245L142 246V243L150 241L149 239H150V237L152 238V236H154L153 234L156 235V233H157L156 231H158V233L161 232V231H159V230H162V229H163V224H162ZM81 223H79L78 225H77V224L74 225V226H77V228L74 227L73 224H72L73 229L77 230V231H76L77 233H80V232H78V228L81 229V227H83L82 225L85 224V223H84V224H83V223L81 224ZM149 223H150V224H149ZM31 224H32V223H31ZM44 224H46V225H44ZM52 224H54V225H52ZM58 224H60V225L63 227L64 230H63L62 227H61L60 225H58ZM80 224H81V225H80ZM87 224L90 225V223H86V226L89 227V225H87ZM151 224H152V225H151ZM57 226H58L59 228L61 227L60 229H62L63 231L60 230V229H59L60 231H59V230H56V228L58 229ZM72 226H70V227H72ZM86 226L82 228V229L85 228L84 230L86 231V233H85L84 230H83L81 233H83V232H84L83 234H87V233H88V230H87L88 228H87ZM133 226H134V227H133ZM141 226H142V227H141ZM54 227H55V228H54ZM148 227H149V229L146 231V229H147ZM157 227H158V228H157ZM188 227H191V226H188ZM188 227L185 226L183 229H185V228L187 229ZM29 228L32 229V227H31L30 224L27 226V230H29ZM44 228L42 227V229H44ZM53 228H54V229H53ZM86 228H87V229H86ZM128 228H129V229H128ZM136 228H138V229H136ZM160 228H162V229H160ZM42 229H41V230H42ZM46 229H45V230H42V232L45 233ZM65 229L68 230V232L65 233ZM73 229L71 228V232L69 233V235L71 234V235L73 236L74 234H76V233H75V230H73ZM82 229H81V230H82ZM133 229H134V230H133ZM156 229H157V230H156ZM53 230H55V232H53ZM81 230H79V231H81ZM132 230L134 231V233L131 232ZM155 230H156V231H155ZM187 230H188V229H187ZM187 230H185V231H187ZM32 231H33V232H32ZM56 231L60 232V234H58ZM73 231H74V232H73ZM182 231H183V230H182ZM28 232H30L29 235L32 236L31 238H33L34 235H35V231H34V230H31V231L29 230ZM103 232H104V233H103ZM130 232H131V233H130ZM155 232H156V233H155ZM53 233H54V234H53ZM55 233H56V235H55ZM64 233H65V234H64ZM72 233H74V234H72ZM81 233H80V234H77V235L79 236V235H81ZM32 234H34V235H32ZM49 234H50L51 237L49 236ZM83 234H82V235H83ZM103 234H104V235H103ZM124 234H125V235H124ZM57 235H58V237H59V236H60V237H59V238L56 237ZM71 235H70V237H72ZM82 235L79 236V237H80L79 241H78V239H77L78 244H80V242H82V240H83V239L81 240ZM87 235H88V234H87ZM87 235H86V236H87ZM116 235H118V233H117ZM130 235H131V236H130ZM48 236H49V237H48ZM83 236H84V235H83ZM86 236H85V237H86ZM94 236H95V235H94ZM102 236H103V237H102ZM107 236H108L109 238H108ZM55 237L58 238V241H56L57 239H55ZM75 237H76V235H75ZM75 237H74V238H75ZM104 237H105V238H104ZM130 237H132V238H130ZM61 238H62V239H61ZM72 238H73V237H72ZM74 238H73V239H74ZM83 238H84V237H83ZM133 238H134V239H133ZM53 239H54V240H53ZM75 239H76V238H75ZM98 239H100V240H98ZM103 239H104V241H103ZM106 239H108V240L106 241V243H108V244L105 243V240H106ZM132 240H134L135 242H133ZM147 240H148V241H147ZM60 241H61V242H60ZM77 241H76V243H77ZM142 241H143V242H142ZM51 242H52V243H51ZM53 242H54V243H53ZM55 242H56V243H55ZM102 242H103V243H102ZM119 244H120V245L122 244V245L120 246ZM127 244H128V245H127ZM131 244H132V245H131ZM133 244H134L135 246H134ZM52 245H53V246H52ZM101 245H103V246H102L103 248L100 247ZM54 246H55V247H54ZM96 246H97V247H96ZM106 246H107V247H106ZM111 246H112V247H111ZM116 246H117V248H116ZM119 246H120V247H119ZM123 246H126V247H123ZM131 246H133V247L131 248ZM136 246H137L138 248H137ZM141 246H140V248H141ZM98 247H99V248H98ZM121 247H122V248H121ZM94 248L96 249V251H95ZM134 248H135V249H134ZM54 249H52V252H51L52 254H51V256H50L49 258L47 257V258L45 259V258H44V255L41 254V251H40V256H39L38 253L36 254V250H34L33 248H31V249L29 250V253H31V251H32V253H31V257H32V258H30V254H29V256L27 255V256L29 257V260H30L29 263L32 262V261H31L32 259H33L34 261L37 260V261L35 262L36 264H38L37 262H39V261H40L39 264H40V263L42 264V262H43V264H44V262H45L47 259L49 260V261H47V263H48V262L50 263V260L56 261L55 258L58 259L59 252L57 251V254H56V250H57V249H56V250H54ZM109 249H110V250H109ZM113 249H115V250L117 249V250L114 252ZM126 249H128L129 253H128V251H127ZM136 249H137V250H136ZM118 250H119V251H118ZM33 251L35 252V255H34V256H35V257H38L37 259L33 256V254H34ZM88 251H89V252H88ZM111 251H112V252H111ZM117 251H118V252H117ZM125 251H126V253H125ZM133 251H134V253H133ZM95 252H96V253H95ZM116 252H117V253H116ZM53 253H55L56 255L53 254ZM84 253H85V254H84ZM88 253H90V254H88ZM94 253H95V256H94ZM108 253H109L110 255H109ZM138 253H139V252H138ZM140 253H141V254H144V251H141ZM140 253H139V254H140ZM82 254H84L85 256L82 255ZM102 254H103V255H102ZM118 254H119V255H118ZM129 254H130V255H129ZM131 254H132V256H131ZM145 254H146V252H145ZM41 255H42L43 257H41ZM52 255H53V256H52ZM54 255H55V256H54ZM115 255H116V257H115ZM128 255H129V256H128ZM56 256H57V257H56ZM88 256H87V257H88ZM105 256H106V257H105ZM111 256H112V257H111ZM141 256L143 257L144 255H141ZM52 257H53V258L55 257V258H54L55 260H54ZM104 257H105V258H104ZM133 257H134L135 261H134ZM109 258H110V260H109ZM38 259H41V260L43 259V260H42V262H41V260H38ZM85 259H86V258H84V261H85ZM124 259H125V260H124ZM139 259H140V260H139ZM141 259H144V257H143V258H141V257L138 258L140 264H146V263H144L143 260H141ZM113 260H114V261L116 260L117 262L115 263ZM126 260H127V261H126ZM79 261H80V262H79ZM105 261H107V262H105ZM112 261H113V263H110V262H112ZM124 261H125V262H124ZM141 261H142L143 263H142ZM144 261H145V260H144ZM120 262H121V263H120ZM19 264H21L20 261H19ZM27 264H28V263H27ZM45 264H46V262H45ZM51 264H53V263H51ZM54 264H57V261H56V263L54 262ZM70 264H71V263H70Z\"/></svg>",
	"mask_w": 264,
	"mask_h": 264
}]
</instances>
